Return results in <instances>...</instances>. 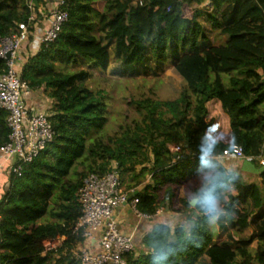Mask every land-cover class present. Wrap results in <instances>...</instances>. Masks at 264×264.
Listing matches in <instances>:
<instances>
[{"label": "trees", "instance_id": "trees-1", "mask_svg": "<svg viewBox=\"0 0 264 264\" xmlns=\"http://www.w3.org/2000/svg\"><path fill=\"white\" fill-rule=\"evenodd\" d=\"M28 1L0 0L1 37L27 23L32 14ZM51 1L33 0L34 14L46 11ZM97 1L104 2L101 12L94 8ZM204 1L142 0V6L134 0L63 1L60 8L68 19L57 38L16 65L29 91L41 90L50 100L47 116L55 135L23 165L20 177L9 174L0 198V264H62L53 261L54 253L42 254V243L64 236L63 248H72L83 241L81 232L74 231L78 191L86 176L104 175L112 163L129 190L150 177L135 196L140 213L151 217L162 208L183 214L187 223L156 224L137 250L124 254L126 264H150L154 243L174 250L167 264H264V168L260 184H236L234 196L222 192L221 207L229 213L219 217L224 239L215 241L210 217L190 205L209 176L231 173L215 157L228 149L232 136L249 158L260 157L264 145V0H211L212 13L199 8ZM202 17L227 35L225 44H200L205 38ZM105 41L115 44L114 55ZM113 57L124 73L135 76L149 59L159 69L171 62L185 88L174 100H133L139 119L103 137L105 94L84 83L91 71L105 73ZM83 65L87 68L66 70ZM4 68L0 60V71ZM6 117L0 110V147L8 142ZM208 129L217 136L210 157L216 168L200 169ZM172 145L182 146L177 161ZM224 218L239 233L261 223L248 238H237Z\"/></svg>", "mask_w": 264, "mask_h": 264}, {"label": "built area", "instance_id": "built-area-1", "mask_svg": "<svg viewBox=\"0 0 264 264\" xmlns=\"http://www.w3.org/2000/svg\"><path fill=\"white\" fill-rule=\"evenodd\" d=\"M63 1L57 0L47 13L48 28L41 36L40 44L53 42L67 21V12L60 8ZM32 2L28 1L32 14L27 23H19L10 36H0V60L5 64V68L0 71V110L7 113L6 125L10 131L8 142L0 147V154L9 162V174L15 177L22 175L23 165L31 163L45 150L55 135L47 113L27 106L24 96L29 93V89L26 83L20 81L16 72L19 48L28 40L36 21ZM134 4L142 6V0H134ZM170 151L175 154V161L182 157L181 145L170 146ZM245 157L243 149L239 155L225 150L215 159L242 160ZM110 169L104 175L86 176L78 191L80 216L74 231L81 232L83 241L76 244L72 254L74 264H126L124 254L135 250L133 240L120 233L113 217L115 210L126 203L128 197L121 190L117 164L112 163ZM137 203L135 197L130 200L131 210L141 217L144 214L137 210ZM94 239L98 241L97 251H91L83 245ZM61 244L59 238L44 240L42 254L57 253Z\"/></svg>", "mask_w": 264, "mask_h": 264}, {"label": "crops", "instance_id": "crops-1", "mask_svg": "<svg viewBox=\"0 0 264 264\" xmlns=\"http://www.w3.org/2000/svg\"><path fill=\"white\" fill-rule=\"evenodd\" d=\"M57 0H52L49 3V7L46 11L40 13L38 16H36L35 24L33 25V29L31 30V35L29 36L28 40L26 42H23L19 48L18 51V61L17 64L18 67L22 65L25 58H27L28 55L34 54L39 50L40 46V38L43 35L44 31L48 28V17L47 13L49 10L54 7ZM104 44L108 47L111 54H115V44L113 42H107L105 41ZM119 64L121 73H124L123 67L121 65V62L112 58L110 61V64L106 70V75H112L114 74L116 64ZM168 65L172 67L171 62L168 63ZM152 66V69H151ZM157 67L156 63L149 59L145 63L144 66H141L138 68L139 75H136L137 77L140 75H145L147 72H151L153 68ZM159 69V68H158ZM160 71L164 70V68L159 69ZM174 70V69H173ZM116 73H118V70H116ZM153 73V72H152ZM92 74V71H91ZM129 76H134L130 72L126 73ZM155 74V73H154ZM25 102L27 106L30 109L33 110H39L44 111L47 113V108L50 106V100L45 97L43 92L41 90L37 91H29L28 94H25L24 96ZM220 164L228 170V172L235 173L238 175L239 179L236 180L235 184H241V185H250V184H260V174L264 168V145L262 148V154L260 157L257 158H249L245 157L242 160H235L231 158H221L218 160ZM251 163L258 164L261 169H257L250 165ZM8 178H9V162L5 161L4 157L0 154V198L4 194V189L8 185ZM150 182V177L147 176L146 179L136 187H132L130 190L126 188V184L121 185V190L127 194V197L131 195L132 192H140L144 185ZM135 182H133L134 184ZM182 192L181 196H184V190H181ZM231 194L234 196L236 195V191L231 192ZM258 209H254L253 212L256 213ZM164 212L165 215H164ZM170 211L166 209H159L155 215L153 216H147L143 215L141 217L135 215V213L131 210L130 200L126 203L121 204L114 212L113 217L116 221L118 230L120 233L124 236L130 237L133 240L135 249L137 250L140 247V243L142 238L146 236L152 228L158 224V223H167L170 226L174 227L176 225H184L183 222L180 223V220H185L184 215L181 213H175L177 216L175 225H171L167 221V217ZM171 213V212H170ZM167 214V215H166ZM173 218V217H172ZM261 223V220L256 221L253 225L250 226L251 231L253 228H257ZM219 224V223H218ZM224 224L226 222L224 221ZM229 228V227H228ZM235 229V228H234ZM249 229V228H248ZM230 230V228H229ZM236 230V229H235ZM226 237L224 233V238ZM62 242V247L58 250L57 253L53 254V261H61L62 264H70L72 262V254H74L76 250V244L72 248L65 247L63 248V242L65 241V237H58ZM222 238V239H224ZM247 238V237H243ZM220 239V240H222ZM218 240V241H220ZM83 245L86 248H89L91 251H97L98 250V241L97 239L91 240L89 242H84ZM256 246V245H255ZM74 261V260H73Z\"/></svg>", "mask_w": 264, "mask_h": 264}, {"label": "rangeland", "instance_id": "rangeland-1", "mask_svg": "<svg viewBox=\"0 0 264 264\" xmlns=\"http://www.w3.org/2000/svg\"><path fill=\"white\" fill-rule=\"evenodd\" d=\"M225 3L221 5V9L225 7ZM195 6V5H194ZM104 7V2L97 1L94 4V8L101 12ZM200 9H204L209 13L214 12L211 0H205L200 6ZM204 27L205 38L200 40V44L206 48L208 45L217 46L223 45L227 41V35H222L219 31L213 30L205 18H199ZM80 68H87L83 66H72L66 70L70 73L79 70ZM164 70L160 71L154 67L151 72H147L145 75L129 76L126 73L119 72L120 66L117 63L114 74L106 75L99 71H92L91 79L84 83V86L90 90H102L104 92V102L107 105V123L101 131L102 136L106 137L108 134L118 132L120 127L126 125H132L134 120L139 119V113L136 111L133 100L150 97L159 101H167L176 99L182 90L185 88V84L182 79L176 74L170 65L165 64ZM152 69V66H151ZM118 70V73H116ZM153 72V73H152ZM155 73V74H154ZM253 167L261 169L256 163H251ZM180 195L182 193L180 192ZM222 205V203H221ZM166 212H164L165 215ZM167 221L171 225H175L177 216L174 212L167 213ZM166 214V215H167ZM173 217V218H172ZM176 217V218H175ZM225 221L231 232L236 234V237H249L252 233L251 229H246L244 232H238L231 227V222L228 219H221ZM187 224L185 220H180V223ZM219 219L213 223L209 221L208 227L211 230L214 240L218 241L224 238V232L219 227ZM256 243L251 245L254 248ZM206 258H203L201 263H206ZM208 264V263H206Z\"/></svg>", "mask_w": 264, "mask_h": 264}, {"label": "clouds", "instance_id": "clouds-1", "mask_svg": "<svg viewBox=\"0 0 264 264\" xmlns=\"http://www.w3.org/2000/svg\"><path fill=\"white\" fill-rule=\"evenodd\" d=\"M237 138L232 136L228 140V149L231 154L239 155L242 148L236 142ZM217 145V136L208 129L202 136V143L200 146L198 168L200 169H215L216 162L210 157L213 156L215 147ZM239 179L235 173L228 174L227 178L223 173L217 172L207 178L206 186L198 193L194 194L190 200L193 207H199L203 212L210 217L215 223L221 215H229L228 212L221 207L222 192L235 191V181ZM228 201H232V195L228 196ZM173 249L169 248L166 244L154 243L150 256V264H167L170 257L173 255Z\"/></svg>", "mask_w": 264, "mask_h": 264}, {"label": "water", "instance_id": "water-1", "mask_svg": "<svg viewBox=\"0 0 264 264\" xmlns=\"http://www.w3.org/2000/svg\"><path fill=\"white\" fill-rule=\"evenodd\" d=\"M137 191H135V192H132L131 193V195L129 196V198H127V202L129 201V200H131L133 197H135L136 195H137ZM190 205H191V203H190ZM192 206V205H191Z\"/></svg>", "mask_w": 264, "mask_h": 264}]
</instances>
